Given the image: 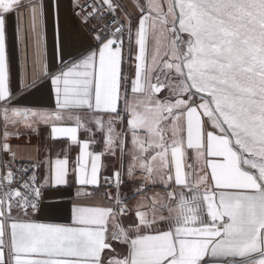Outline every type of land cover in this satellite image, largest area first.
<instances>
[{
	"label": "snow or ice",
	"instance_id": "obj_1",
	"mask_svg": "<svg viewBox=\"0 0 264 264\" xmlns=\"http://www.w3.org/2000/svg\"><path fill=\"white\" fill-rule=\"evenodd\" d=\"M0 264H264V0H0Z\"/></svg>",
	"mask_w": 264,
	"mask_h": 264
}]
</instances>
